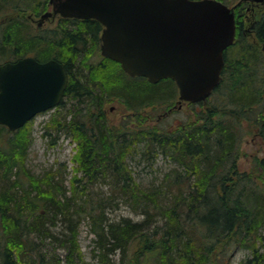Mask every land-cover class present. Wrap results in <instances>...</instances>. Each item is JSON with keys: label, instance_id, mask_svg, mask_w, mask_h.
<instances>
[{"label": "trees", "instance_id": "obj_1", "mask_svg": "<svg viewBox=\"0 0 264 264\" xmlns=\"http://www.w3.org/2000/svg\"><path fill=\"white\" fill-rule=\"evenodd\" d=\"M47 6L48 0H0V63L32 55L64 65L68 83L46 126L56 137H70L73 164L68 170L57 162L32 174L26 167L31 120L14 131L0 124V264H83L76 240L82 220L95 236V263L89 264H229L235 247L250 251L239 264H264V157L254 158L249 170L237 166L245 123L264 140L258 46L240 36L224 51L220 82L197 102L194 118L172 129L148 127L142 110L171 107L174 81L131 77L105 57L94 64L85 55L99 47L101 24L59 17L53 27L37 26L27 15ZM255 29L264 39V17ZM115 97L132 114L114 124L103 106ZM159 154L176 166L159 184L141 187L131 159L139 155L152 165ZM99 183L107 190H95ZM120 206L142 218H111ZM53 226L67 235L60 240L67 249L61 261L46 259L34 239L55 237Z\"/></svg>", "mask_w": 264, "mask_h": 264}, {"label": "water", "instance_id": "obj_2", "mask_svg": "<svg viewBox=\"0 0 264 264\" xmlns=\"http://www.w3.org/2000/svg\"><path fill=\"white\" fill-rule=\"evenodd\" d=\"M263 2L264 0H251ZM37 26L54 16L95 19L100 53L129 76L170 78L178 100H205L219 83L234 40L233 7L221 0H48ZM30 16V15H29ZM68 83L64 65L31 55L0 63V124L14 131L55 107Z\"/></svg>", "mask_w": 264, "mask_h": 264}, {"label": "rangeland", "instance_id": "obj_3", "mask_svg": "<svg viewBox=\"0 0 264 264\" xmlns=\"http://www.w3.org/2000/svg\"><path fill=\"white\" fill-rule=\"evenodd\" d=\"M225 1L228 5H230L235 3L237 0ZM50 8V5H48L46 10ZM261 8L262 7L255 9L257 15L260 14ZM29 15L30 14L27 16L32 18L34 21L39 18V15L36 14H34L33 17ZM58 20L59 18L57 16L47 19L43 22L42 26L53 27L57 24ZM91 53L92 51L89 50L85 56L89 57L90 61H92L94 64H98L100 61H102L103 58L99 53V47L93 55ZM177 99L178 97L176 95V98L173 99L172 103L178 107V102L176 101ZM55 107L42 111L31 119L32 142L26 158V167L34 175H40L43 171L49 169L50 167L56 166L57 162H65L67 164L68 170L71 169L73 164L72 155L74 154V143L70 140V137L64 133H61L56 137L57 134L55 130L46 126L49 119L58 112ZM167 108L168 107L154 110L149 106L143 109L142 114L144 117H146L143 125L153 127L154 125L160 124L165 128L172 129L187 119L188 116L194 118L200 108V105L197 103L183 102L181 107L174 108L170 112H165ZM103 109L105 117L114 124L123 118H127L128 114H132V112L127 109L125 105L122 104L116 97L105 103ZM47 130L50 132V134L46 133ZM255 132V128L252 126V124L248 122L245 123L244 135L242 136L239 156L237 159V166L240 171L249 170L254 158L264 157V140L257 136ZM54 139L56 143L51 144L50 141ZM129 165L132 169V175L134 179L141 187L144 188L153 182L158 184L162 180L163 174L175 167L176 163H174L173 159L170 157H164L163 154H159L152 165L149 164V162L140 159L139 155L134 156L131 159ZM66 175V185L69 186L68 179L70 174L67 173ZM95 187V190L97 191L107 190V185L104 183H99ZM109 216L111 218L127 216L133 220H140L142 218L141 215L132 212L125 206L116 208V210L109 214ZM77 225L76 240L84 259L83 264L95 263V256L94 253H92V249L95 245V236L90 231L87 221L82 220L81 222H77ZM60 229L61 228H59V226L51 227V232L56 235L55 237H47L46 239L40 237L34 238L38 242V245L42 246V251L45 254L46 259L54 256L60 260L63 259L67 254L66 247L63 245V243H60V240H66L67 235H62L61 233L58 234L57 232L62 231ZM249 255L250 251L248 249L243 247H235L228 255V263L239 264L242 259H245ZM26 257L38 258L39 256L29 253ZM117 257V254L114 255V260L117 261ZM59 264H64V262L61 261Z\"/></svg>", "mask_w": 264, "mask_h": 264}, {"label": "flooded vegetation", "instance_id": "obj_4", "mask_svg": "<svg viewBox=\"0 0 264 264\" xmlns=\"http://www.w3.org/2000/svg\"><path fill=\"white\" fill-rule=\"evenodd\" d=\"M228 6L233 7L234 16H235V36H234L233 42L228 47L232 46L235 43V41L240 36H242V37L246 38L248 41L257 45L261 54L264 57V39L258 38V36L256 35V29H255L257 23L259 21H261L262 18L264 17V1L263 2H255V1H251V0H237L235 3L230 4ZM260 7H262L260 10V14L257 15L255 9L260 8ZM100 32H101V30H100ZM228 47H226L225 50ZM223 56H224V52H223ZM223 66H224V64H223ZM116 71H124V70L123 69H116ZM221 71H224L223 67L221 68ZM228 71H233V69H228ZM176 101L178 102V107H177V105L172 104V106H174V105L175 106L174 107L171 106V107L167 108L165 112H170L174 108L181 107L183 102L191 103V102L183 101V100L179 101L178 99ZM195 103H197V102H195ZM262 113H264V106L262 107ZM255 134L257 136H259L257 134V132H255ZM243 135H244V133H243Z\"/></svg>", "mask_w": 264, "mask_h": 264}, {"label": "bare ground", "instance_id": "obj_5", "mask_svg": "<svg viewBox=\"0 0 264 264\" xmlns=\"http://www.w3.org/2000/svg\"><path fill=\"white\" fill-rule=\"evenodd\" d=\"M174 163H177V162H176V161H174ZM175 166H176V165H175ZM159 183H160V182H159ZM159 183H158V184H159ZM154 184H155V183H154ZM129 218H130V217H129Z\"/></svg>", "mask_w": 264, "mask_h": 264}]
</instances>
